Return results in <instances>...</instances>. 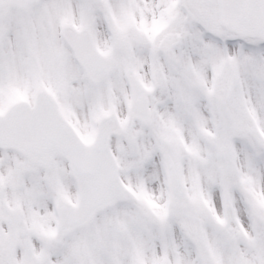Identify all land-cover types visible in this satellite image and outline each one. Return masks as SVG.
<instances>
[{
  "label": "rangeland",
  "instance_id": "1",
  "mask_svg": "<svg viewBox=\"0 0 264 264\" xmlns=\"http://www.w3.org/2000/svg\"><path fill=\"white\" fill-rule=\"evenodd\" d=\"M42 1L48 8L47 11L51 13L50 15H55V18L59 16L62 21L67 20L75 26L96 23L101 20L102 16L106 17L118 32L121 34L130 33L133 37H129L134 45L139 44L136 39H140V35L143 34L142 30L147 23L149 10L147 6L144 8L135 4L129 8V0L120 2L104 0L101 3L92 0ZM153 11L152 9L151 12ZM160 12L165 13V9ZM186 13L181 8L177 9V20L184 19ZM16 15L13 13V17ZM153 22L155 23L154 19ZM136 31L139 35H136ZM53 33H55V29ZM195 33L196 35L193 37L195 45L192 44L190 49L189 43L185 42L177 53V64L182 67V73L191 77L196 73V76L203 75L208 78L210 75L208 63H213L212 73L215 75L214 73L218 71L217 67H220L226 57L233 59L239 69L240 79L234 91V98L228 103L227 111L243 120L254 122L264 135V43L246 41L242 44L224 45L220 41H216L214 37L217 35L220 38H225L227 37L225 32H217L215 35L208 36L205 30L197 28ZM109 41H112L111 37L101 36L99 38L101 46L107 47ZM206 43L210 45L209 48L205 47ZM197 44H202L206 49L203 59L200 58L203 48L197 47ZM221 47L222 50H220ZM190 51H193L194 54L191 55ZM5 59L9 60L12 70L13 56ZM120 78H122V74L117 69L108 81L119 82L118 88L120 89L124 87V84L120 83L122 80ZM8 81L12 82V86L13 83H16L14 79H8ZM188 87L190 88L189 82ZM198 87H201L209 95L206 91L208 87L204 81ZM32 88L33 83L29 80L22 83L19 89L7 87L6 90H0V107L17 95H31ZM120 101L121 99H118L117 102ZM110 102L108 101V104ZM61 103L66 115L70 112L75 113L72 109L73 104H75V109L83 107V105H79L77 98L73 95L72 98H63ZM206 105L205 109L208 114L213 111H221V107L216 103H207ZM177 108L180 110L177 111V127L190 123L192 120L189 118L190 113H188L187 105L179 104ZM76 118L82 133L86 137L90 136L96 128L93 117ZM182 135L183 132L177 129V146L182 153V167L186 171L185 179L187 181L191 177L189 189L193 187L194 193L198 195L194 210L204 209L203 213H200V218L194 222L195 224L192 223L190 226L186 218H179V213L175 209H172L169 214L164 212L163 194L166 186L161 185L163 177H165L161 166L157 183L154 184V187L152 183L149 186L153 196L148 195L147 187H144V184L129 177L130 185L138 188L144 207L141 206L137 209V204H125L117 208L118 213L111 212L98 220L105 221V226L110 223L112 229L119 226L117 228L119 232L117 230L106 231L110 233L109 236H117V242L106 247L101 245L100 248H98L100 243L88 244L87 251L91 259L87 256L78 262L77 256L71 255L70 257L69 252L80 249L82 245L90 241L91 236L86 233L84 236H78L77 240L65 249L67 253L62 251V258L58 260L57 264H134L136 261H142L145 264H163L164 261L174 260H177L175 264H233L232 260L235 264H247L250 260H260L261 264H264V224L258 223L243 207L238 187L241 182L254 196L259 197L260 203L264 205V146L256 145L244 128L239 129L238 134L230 137L229 141L226 140L227 144L220 152L217 151L216 144L210 142L205 136L202 142L192 138V142L187 143L184 139L185 147L178 140V137ZM210 135L212 138L215 137L214 134ZM170 136H173L172 133ZM187 136L189 137V135ZM236 141H239V144ZM149 146L153 154L158 156V144L151 143ZM120 148L122 150L119 151V158L126 165L129 159L131 160V155L123 145ZM1 159L0 167L5 170L0 168V174L7 178L11 165L15 164L19 158L14 155L8 158L2 156ZM155 169L158 170L157 167ZM45 186L47 184L43 183L42 187ZM61 186L62 184L59 188ZM58 190L57 186L51 188L52 194H48L46 189L43 191H45L46 198L51 200L56 196ZM47 199L42 203L47 210V227L51 229V212H48L49 201ZM42 203H39V206H42ZM147 208L149 209L147 210ZM143 210L146 214L142 212ZM121 212H125L126 215ZM122 215H125L127 219H123ZM212 216L217 223L213 221ZM4 222L11 225V219L7 215ZM97 225L98 222L94 226L97 227ZM98 229L103 233L100 227ZM21 231L23 232V222ZM99 233L98 231L100 238ZM27 236L34 251H38L39 254L44 251V246L50 247L47 242H40L39 238L34 243L30 235ZM4 239L7 241V233H5ZM221 239H225L227 243H221ZM23 240L25 239L22 236L20 241ZM100 240L102 239L100 238ZM105 240L103 238V241ZM10 242L12 243V238ZM22 247H24L23 244ZM56 250L57 248L55 250L49 248L48 252L53 253ZM62 259L63 261H61Z\"/></svg>",
  "mask_w": 264,
  "mask_h": 264
},
{
  "label": "flooded vegetation",
  "instance_id": "2",
  "mask_svg": "<svg viewBox=\"0 0 264 264\" xmlns=\"http://www.w3.org/2000/svg\"><path fill=\"white\" fill-rule=\"evenodd\" d=\"M136 1V2H134ZM218 0H129L128 7L138 5L140 7H148L147 23L143 29V35L140 39H136L139 44L134 45L129 36H126L127 58L133 68L135 74L141 76L146 81L152 91L150 94L147 91L149 104L152 110L153 105L158 109V116L155 124L151 127L153 131L164 130L166 124L169 122L166 117H169V111L172 110L169 106V101H173V128L175 137V148L177 150V48L179 47L178 40L181 35H177V27L184 26L185 28L195 24L196 21H204V18L212 19L216 12ZM183 9L187 13L184 15V19L177 20V9ZM45 8L29 9L27 11V17L25 22L36 23L31 30V38L35 50L40 54L41 62L47 64L48 68L52 67L53 61L46 60L48 55H45L50 49L49 28L48 24L42 18L44 17ZM154 10L151 12V10ZM162 9H165V13H161ZM158 10V12H156ZM213 10L214 13H213ZM200 18H197V16ZM153 19L155 23L153 22ZM181 20V21H179ZM195 21V22H194ZM155 26H154V25ZM157 24V25H156ZM98 34L96 36V42L99 47L104 49L114 47L113 42L109 41L107 47L101 46L99 38L106 34L101 33L102 27H97ZM133 37V36H132ZM202 48V46L200 45ZM203 50V49H202ZM201 50V51H202ZM45 68V65H44ZM45 83L51 80L54 84L56 80L50 79L48 76L43 78ZM95 116V115H94ZM93 116V117H94ZM78 117H89L84 114H79ZM124 117H128L126 113ZM153 117V113L151 114ZM156 117V114H154ZM151 124V123H149ZM148 124V126H149ZM133 126H130V133ZM139 136L143 137V132H139ZM135 143L131 142V150L134 149ZM21 160V156H19ZM20 166L15 169L13 164L11 165L9 177H3L0 174V247L4 252L5 249L11 251V253L17 249V244L12 245L10 242L18 241L22 242L21 237L28 240V236L33 239L34 243L36 239L44 237L48 232L50 234V228L47 227L46 221L47 210L42 201H45V190L48 194L51 193V188L48 186L42 187L44 183L41 179L38 168L32 165L29 161H20ZM155 162H147L149 172L146 175V180L150 183H157V175L154 172ZM1 164V158H0ZM66 165V164H65ZM5 170V168H4ZM60 179L63 182L62 189H59L56 193L57 197H62L70 192L73 193V187L71 184V178L69 172L62 170L59 172ZM49 197V195H47ZM49 210L51 212V228L53 225V200H49ZM42 203V206H39ZM245 206L251 207L246 203ZM107 212V211H106ZM102 213L100 216L104 215ZM6 215L11 219V225H7L4 220ZM100 218V217H99ZM23 222V232L21 226ZM103 222L99 221V227ZM92 228V225L88 229ZM85 230V229H84ZM83 230V231H84ZM5 233L8 235L7 241L4 239ZM47 235V236H48ZM96 240V237H94ZM24 241V240H23ZM84 250L86 244L83 245ZM94 248V246H93Z\"/></svg>",
  "mask_w": 264,
  "mask_h": 264
},
{
  "label": "water",
  "instance_id": "3",
  "mask_svg": "<svg viewBox=\"0 0 264 264\" xmlns=\"http://www.w3.org/2000/svg\"><path fill=\"white\" fill-rule=\"evenodd\" d=\"M13 1L22 2L24 0ZM223 12L227 23L236 28L237 31L264 38V0H223ZM53 118L54 117H43L42 122L46 124L52 121ZM37 119L34 117H20L17 121H24L25 124H31L33 123L32 120ZM55 122H59L60 124L62 123L59 120ZM66 155L69 156L68 153H66ZM70 159H72L71 162H74L72 164V171L75 176L78 177L80 167L78 166L77 159L72 153ZM175 187L177 189L180 187L178 181ZM96 210L95 205L94 212H96ZM78 226H80V223H76L74 226L69 227V229L72 230ZM61 227H63V225H61Z\"/></svg>",
  "mask_w": 264,
  "mask_h": 264
}]
</instances>
